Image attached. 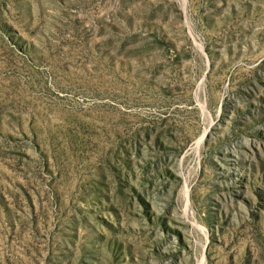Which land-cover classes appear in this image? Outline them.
Here are the masks:
<instances>
[{"label":"rangeland","instance_id":"rangeland-1","mask_svg":"<svg viewBox=\"0 0 264 264\" xmlns=\"http://www.w3.org/2000/svg\"><path fill=\"white\" fill-rule=\"evenodd\" d=\"M0 264H264V0H0Z\"/></svg>","mask_w":264,"mask_h":264}]
</instances>
